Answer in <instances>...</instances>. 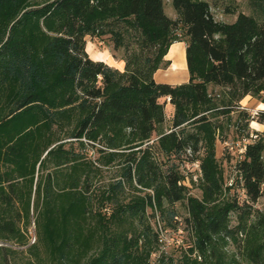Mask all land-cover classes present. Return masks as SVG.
<instances>
[{"label":"trees","instance_id":"trees-1","mask_svg":"<svg viewBox=\"0 0 264 264\" xmlns=\"http://www.w3.org/2000/svg\"><path fill=\"white\" fill-rule=\"evenodd\" d=\"M245 1L250 12L224 22L209 0H171L176 17L165 12L164 0H0V242L23 244L20 223H29L33 211L29 264H149L142 237L157 235L146 208L163 200L186 202L201 260L191 249L157 264H204L214 234L246 231L264 196V138H253L249 128L254 119L264 124V109L252 115L240 102L248 95L264 102V0ZM87 35L106 37L121 52L123 69L91 58ZM176 41L185 43L188 79L157 81ZM166 99L170 129L152 139L165 121ZM220 116L230 123L227 132L231 125L247 138L234 164L244 198L213 205L224 184L215 149ZM57 131L73 138L69 144L85 137L132 149L101 199L92 189L93 165L64 143L50 148ZM177 161L199 163L201 199L187 195ZM128 187L153 194L127 195ZM108 206L111 216L102 210ZM125 221L144 225L143 232L121 230ZM0 249L2 264H12L13 250Z\"/></svg>","mask_w":264,"mask_h":264},{"label":"rangeland","instance_id":"rangeland-1","mask_svg":"<svg viewBox=\"0 0 264 264\" xmlns=\"http://www.w3.org/2000/svg\"><path fill=\"white\" fill-rule=\"evenodd\" d=\"M44 1L46 0H29L33 5ZM209 3L215 18L224 22L234 21L239 12H250L245 0H209ZM164 8L169 16L176 17V12L171 0H164ZM85 38L86 50L91 58L103 60L107 64H114L113 59L117 60L121 56V52H115L113 50L111 42L107 40L106 37L99 38L87 35ZM170 67L171 61L163 64L157 69L154 74L156 80L176 83L188 79L187 66L177 72L172 71ZM160 100L164 102L165 99L161 98ZM240 104L251 112L252 115H255L259 108L264 109V102L250 95L243 98ZM164 110L166 115L165 121L158 125L157 131L152 135V139H155L161 132L170 129V117L173 107L168 102V99H166ZM218 122L224 126L223 131L217 132L215 139L216 158L223 174L224 184L222 192L218 195L217 199L212 202L213 205L223 204L236 194L239 195L240 200L244 198L240 186L236 183L237 179L241 181V177L238 176L234 164L238 158L237 148L245 144L247 138H240L238 135L234 134L231 125L229 127L230 130L227 132V127L230 124L227 117L220 116ZM249 128L253 138L257 137V133L259 134L258 137L264 138V135H262L264 124H260L254 119L250 122ZM109 135V133H106V136ZM55 138L56 141L50 148L59 143H64L66 148L79 151L93 165L92 189L96 197H100L102 194L107 193L110 184L121 178L124 156L132 150L124 144L113 148L109 147L105 142L88 141L85 137H82L83 144H80L79 141H73V144H69V141L73 140V138L67 137L63 131H57ZM262 157H264V152H262ZM177 162L181 183L185 186L187 195L201 199L203 190L202 173L199 163L197 161ZM127 191V195H131L135 192L141 194L149 192L153 194L150 188L138 187L137 191H134V189L128 187ZM101 198L102 196L100 199ZM253 206L256 209V214L252 216L248 222L246 231L227 236L223 233L213 235L212 241L214 250L204 264H264V226L260 225V219L264 217V196L258 198ZM167 209L176 211V215L173 219H170ZM102 210L107 216L112 215L111 207L108 206ZM146 214L148 216L149 226L157 235V240L152 239L151 236L142 237L143 241L149 245L146 253L149 264H157L161 256L166 260L172 258L176 261L184 252L189 253L191 249L192 256H196L198 260H201L199 253H197V250L194 248V241L196 238L195 227L186 220L189 214L185 201H177L171 204L163 200L161 205L154 202L152 206H147ZM111 218L109 217L107 224L111 225L113 220ZM35 220L36 212L31 211L30 222L20 223V232L23 234V244L15 245L13 243L0 242V245L6 246V249L10 248L13 250H9L8 253V256L12 260V264H29L30 259H32L28 246L36 240L37 227ZM135 224L136 225H134V221H125L121 224L120 229L129 232L134 227L137 231L143 232L144 225ZM236 224L237 217L236 214L232 212L230 214L229 226L233 227ZM39 248L41 247L39 246ZM3 252H5V250L0 249V257L4 254ZM256 252H259V256L255 255ZM251 256L257 259V262L252 260L250 258ZM0 264H2L1 259Z\"/></svg>","mask_w":264,"mask_h":264},{"label":"bare ground","instance_id":"bare-ground-1","mask_svg":"<svg viewBox=\"0 0 264 264\" xmlns=\"http://www.w3.org/2000/svg\"><path fill=\"white\" fill-rule=\"evenodd\" d=\"M166 56L172 57L173 59V62L170 67L172 71L177 72L181 69L186 68L185 52L182 49H179L178 45L175 42L174 44H172V46H170Z\"/></svg>","mask_w":264,"mask_h":264},{"label":"crops","instance_id":"crops-1","mask_svg":"<svg viewBox=\"0 0 264 264\" xmlns=\"http://www.w3.org/2000/svg\"><path fill=\"white\" fill-rule=\"evenodd\" d=\"M175 43L178 45L179 49H182L185 52V44H184L183 41H176ZM172 44H174V43H172ZM172 44H171V46H172ZM165 58L168 59L169 61H171V64H172V60H173L172 57L165 56ZM113 61H114V64H109V65H111L113 67H116L118 69H121V70L123 69V67H124V61L122 59H117V60L113 59ZM157 81H165V80H157ZM184 81H186V80H184ZM184 81H181V82H184ZM181 82H176V83H181ZM169 83H172V82H169Z\"/></svg>","mask_w":264,"mask_h":264},{"label":"built area","instance_id":"built-area-1","mask_svg":"<svg viewBox=\"0 0 264 264\" xmlns=\"http://www.w3.org/2000/svg\"><path fill=\"white\" fill-rule=\"evenodd\" d=\"M242 151H243V148L241 147L240 150H239V152H242Z\"/></svg>","mask_w":264,"mask_h":264},{"label":"water","instance_id":"water-1","mask_svg":"<svg viewBox=\"0 0 264 264\" xmlns=\"http://www.w3.org/2000/svg\"><path fill=\"white\" fill-rule=\"evenodd\" d=\"M259 110H260V108H259Z\"/></svg>","mask_w":264,"mask_h":264}]
</instances>
